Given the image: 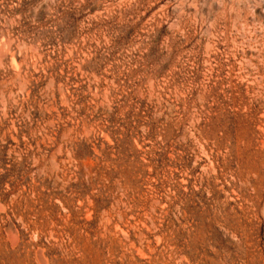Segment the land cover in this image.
Instances as JSON below:
<instances>
[{"label":"rangeland","instance_id":"rangeland-1","mask_svg":"<svg viewBox=\"0 0 264 264\" xmlns=\"http://www.w3.org/2000/svg\"><path fill=\"white\" fill-rule=\"evenodd\" d=\"M0 264H264V0H0Z\"/></svg>","mask_w":264,"mask_h":264}]
</instances>
